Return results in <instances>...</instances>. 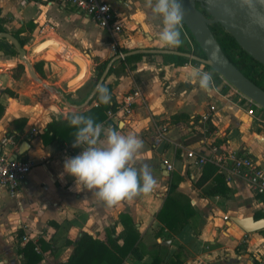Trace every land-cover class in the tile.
<instances>
[{"label":"crops","instance_id":"0c3cea01","mask_svg":"<svg viewBox=\"0 0 264 264\" xmlns=\"http://www.w3.org/2000/svg\"><path fill=\"white\" fill-rule=\"evenodd\" d=\"M100 1L111 7L114 19L123 25L120 32L100 29L70 6L0 0V25L5 31L25 41L46 22L50 27L46 35L53 34L70 46L85 63L83 81L67 88L66 83L78 71L72 61V69L59 77L61 64L48 56L52 47L37 50L41 51L38 54L31 52L34 46L26 51L37 77L68 97L65 103L31 80L18 57L11 54L14 48L0 40V140L4 136L14 140V145H0V152L32 163L16 197L10 198L0 189V264H22L21 250L31 246L40 257L36 264H65L82 233L105 241L106 229L114 227L115 235L123 231V215L139 235L142 258L127 256L122 264H150L153 259L158 264L264 263V229L245 234L231 222L233 217L264 219V202L241 178L228 177L225 167H217L221 184L212 178L197 187L202 165L187 158L188 152L210 158L213 153L237 151L264 169V111L256 106L254 115H248L251 104L220 77L217 83L213 79L212 90L200 89L191 75L193 67L206 71L199 63L174 65L168 55H143L115 61L107 74L116 103L132 89L142 95L129 112H107V122L101 124L125 134L132 132L142 140L136 164L150 168L156 180L152 192L107 206L64 172L65 159L83 149L73 147L74 141L52 139L47 129L70 113L96 105L92 100L77 107L90 94L88 82L95 66L137 49H164L158 39L160 21L145 7V0ZM39 62L43 77L34 68ZM210 106L214 111H209ZM206 113L209 120L200 122ZM19 119L25 122L18 128L14 122ZM162 126L166 127L164 140L154 144ZM22 145L25 148L19 155ZM167 165L171 171L166 170ZM170 186L174 187L171 193ZM218 187L223 191L217 192ZM168 194L180 206H176L178 225H183L175 234L156 219Z\"/></svg>","mask_w":264,"mask_h":264},{"label":"clouds","instance_id":"9594fccd","mask_svg":"<svg viewBox=\"0 0 264 264\" xmlns=\"http://www.w3.org/2000/svg\"><path fill=\"white\" fill-rule=\"evenodd\" d=\"M241 4L251 8L252 0H241ZM145 7L160 21L158 39L161 45H181L184 17L182 0H145ZM191 75L192 82L200 89L212 90V73L193 67ZM95 92L100 103L111 102L105 85H97ZM67 122L74 129L73 147L83 150L66 158L63 168L81 189L90 190L107 206L154 190L156 180L150 168L146 164H136V157L143 148V142L137 135L132 132L125 134L111 126L105 127L93 117L76 112L69 114Z\"/></svg>","mask_w":264,"mask_h":264},{"label":"water","instance_id":"95a60500","mask_svg":"<svg viewBox=\"0 0 264 264\" xmlns=\"http://www.w3.org/2000/svg\"><path fill=\"white\" fill-rule=\"evenodd\" d=\"M184 17L183 25L197 43L202 56L192 52L171 50V49H137L113 57L104 67L96 84L91 89L84 103L77 105L82 108L87 105L95 95L97 85L103 84L108 71L115 61L125 59L134 55H172L195 61L217 74L228 85L234 88L242 97L252 102L255 106L264 111V91L248 80L224 55L218 42L214 38L209 26L219 25L229 34L237 45L253 60L264 66V0H252V7L242 6L241 0H182ZM0 40L10 43L17 54L19 62L24 65L28 77L53 92V94L63 100L69 101L68 97L48 86L34 72L31 62L28 60L24 45L19 38L7 31H0ZM50 40H43L32 51L43 47H53ZM72 62L78 68L77 74L66 83L67 88H73L80 84L83 65L75 57ZM24 145L21 146L18 154H22ZM163 169L165 166L163 165ZM245 234L264 229V219L253 220L251 217L231 220Z\"/></svg>","mask_w":264,"mask_h":264},{"label":"trees","instance_id":"16d2710c","mask_svg":"<svg viewBox=\"0 0 264 264\" xmlns=\"http://www.w3.org/2000/svg\"><path fill=\"white\" fill-rule=\"evenodd\" d=\"M183 30L187 39L191 44V49H184L180 46L176 47V50L192 52L198 56H202V53L188 32L186 27L183 25ZM210 31L212 32L214 38L218 42L222 52L229 59V61L253 84L258 86L260 89L264 91V66L260 63L253 60L250 56H248L235 42V40L227 34L219 25L212 24L209 26ZM0 31H5V29L0 25ZM14 36L18 38V35L14 33ZM22 45L25 44L24 40H20ZM11 45V44H10ZM12 46V45H11ZM13 47V46H12ZM12 55L17 56L16 52L13 50L11 52ZM143 55H134L128 58L123 59L122 61H128L132 58H140ZM167 58L174 65H183L184 63L190 62L191 64H198L195 61H190L185 58L179 56L168 55ZM39 63L34 65L35 70L43 77V73L40 72ZM107 62L98 64L94 68V74L90 78L88 84L90 90L96 84L98 78L100 77L105 65ZM111 73L109 71L108 75ZM214 81L217 83L220 81V78L214 72L212 73ZM109 91L111 96V102L109 104H103L98 101L97 94L93 96L92 100L96 102L95 106H92L88 110L82 112L81 114L86 116H91L97 123L107 122V112H115L118 108V104L114 101L113 96L111 95V86L105 79L104 83ZM91 100V101H92ZM3 112V108L0 105V114ZM62 121H55L53 125H49L47 129V133L52 132V139H56L60 142H71L74 141L72 133L74 129L68 126L67 117ZM24 119L16 120L14 123L16 126L22 127L24 124ZM217 167L209 162H205L202 165V171L195 182L197 187H201L205 185L210 179H214L218 184H221V179L218 175H216ZM174 187H169V193L173 191ZM217 192H222L223 189L221 187L215 188ZM176 206L180 207L176 199L168 194L165 199L163 206L160 212L156 215V219L162 224L168 231L171 233H176L178 230L182 228V225H178L180 223V215L179 210H176ZM121 220L124 222L123 231L115 235L114 227H110L105 231V241H100L94 239L91 235L87 233H82L80 238L73 244V251L65 264H122L124 259L127 256H132L136 260H140L142 258V251L140 248V238L138 233L136 232L134 226L129 223L128 217L121 216ZM126 218V219H125ZM262 230L261 232H263ZM118 240H121V245L118 244ZM43 246V244H41ZM21 253L24 257V261L22 264H36L39 262L40 257L32 251V246L28 249L21 250ZM150 264H158L157 259H153ZM254 264H264L254 260Z\"/></svg>","mask_w":264,"mask_h":264},{"label":"built area","instance_id":"2783aa9c","mask_svg":"<svg viewBox=\"0 0 264 264\" xmlns=\"http://www.w3.org/2000/svg\"><path fill=\"white\" fill-rule=\"evenodd\" d=\"M25 1H34L46 5L58 4L62 6H70L74 8L79 14L93 22L100 29L108 30L110 32H120L123 29V25L114 19V12L112 11L111 7L107 3L100 0ZM46 29H50L46 22L42 25H39L37 38L39 37V39H43L46 35ZM141 99L142 95L140 91L138 89H132L122 97L120 103H117V110L129 112L132 105L138 103V101H141ZM247 101L251 104V108L247 110V114L253 116V108L256 106L249 100ZM209 111H214V107L210 106ZM108 114L112 115V112H108ZM208 120L209 114L206 113L201 116L200 122L206 123ZM165 134L166 127H159L154 138V144L161 143L164 140ZM0 145L3 147L14 145V140L9 136H4L0 140ZM187 158L193 159L195 165H203L205 162H209L218 168L225 167L228 177L235 176L241 178L247 184L250 191L264 202V169L260 167L251 157L243 155L237 151H228L224 155L218 156L213 153L210 158H204L194 154L193 152H188ZM31 167L32 163L28 161L13 158L10 159L7 155L0 152V189L5 190L10 198L16 197ZM166 170L171 171L172 167L167 165ZM224 219L226 220L227 218L224 217ZM22 240L26 241L27 238L23 237ZM32 249L38 251L34 246Z\"/></svg>","mask_w":264,"mask_h":264},{"label":"rangeland","instance_id":"374dc122","mask_svg":"<svg viewBox=\"0 0 264 264\" xmlns=\"http://www.w3.org/2000/svg\"><path fill=\"white\" fill-rule=\"evenodd\" d=\"M37 33H38V29H36V30H34V31H32L28 36H26V38H25V47H26V51L27 52H29L30 51V49L34 46H36V45H39L43 40H50V42H52L53 40H52V37H55L53 34H48V35H45L44 36V39H39V37L37 38ZM181 33H182V40H183V43L181 44V45H179L180 47H182V48H184V49H186V48H188V49H191V45L189 44V42H188V39H187V37H186V35H185V33L181 30ZM47 36V37H46ZM143 42H146L147 43V40L146 39H144V40H142ZM53 43V42H52ZM61 43V42H60ZM62 45H64L63 43H61ZM33 47V48H34ZM161 47H163L164 49H171V50H176V47H165V46H161ZM178 47V46H177ZM43 49V47H41V48H37V50H42ZM37 50H35V52H37ZM48 56L50 57V58H52L54 61H57L59 64H61L60 66L62 67L61 69V71H60V73H58L59 74V77H61V76H63V75H66V73H67V68H69V70L70 69H72V68H70V64H71V61L72 60H70V59H61V56L59 55V53H58V51H57V49L56 48H51L50 50H49V53H48ZM44 58V57H43ZM34 59V58H33ZM61 59V60H60ZM62 63H64V64H62ZM70 63V64H69ZM55 66H57V65H55ZM21 69V68H20ZM203 69L204 70H206V71H208V72H211L212 70L211 69H209V68H207V67H203ZM19 71L20 70H18V72H17V74L19 73ZM47 91H49L48 89H46ZM43 92H45V91H43Z\"/></svg>","mask_w":264,"mask_h":264},{"label":"bare ground","instance_id":"6f19581e","mask_svg":"<svg viewBox=\"0 0 264 264\" xmlns=\"http://www.w3.org/2000/svg\"><path fill=\"white\" fill-rule=\"evenodd\" d=\"M52 42H53V47L52 48H56L59 55L61 56V59H70L72 60L73 57H75L76 59L79 60V62H81V64L84 67V74H85V63H84V58L82 59L77 52H75L70 46L68 45H62L59 40L56 37H52ZM37 50V49H36ZM41 52L38 51L37 54ZM60 59V60H61ZM87 63V62H86ZM87 69V68H86ZM82 77V76H81Z\"/></svg>","mask_w":264,"mask_h":264}]
</instances>
